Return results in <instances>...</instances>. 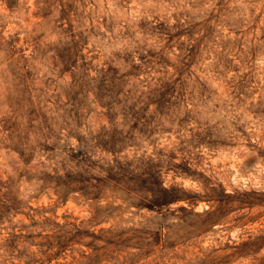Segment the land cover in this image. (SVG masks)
I'll use <instances>...</instances> for the list:
<instances>
[{
  "label": "rangeland",
  "instance_id": "1",
  "mask_svg": "<svg viewBox=\"0 0 264 264\" xmlns=\"http://www.w3.org/2000/svg\"><path fill=\"white\" fill-rule=\"evenodd\" d=\"M0 264H264V0H0Z\"/></svg>",
  "mask_w": 264,
  "mask_h": 264
}]
</instances>
